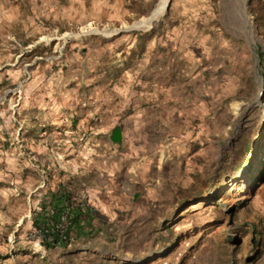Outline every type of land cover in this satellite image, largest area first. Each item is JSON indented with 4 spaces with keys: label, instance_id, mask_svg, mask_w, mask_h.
<instances>
[{
    "label": "rangeland",
    "instance_id": "obj_1",
    "mask_svg": "<svg viewBox=\"0 0 264 264\" xmlns=\"http://www.w3.org/2000/svg\"><path fill=\"white\" fill-rule=\"evenodd\" d=\"M158 1L0 0V264H264V0H245L252 45L237 0H170L130 30ZM124 152L148 153L116 178L135 189L41 247L45 188L78 199L106 180L98 153ZM80 154L94 165L63 174Z\"/></svg>",
    "mask_w": 264,
    "mask_h": 264
},
{
    "label": "crops",
    "instance_id": "obj_2",
    "mask_svg": "<svg viewBox=\"0 0 264 264\" xmlns=\"http://www.w3.org/2000/svg\"><path fill=\"white\" fill-rule=\"evenodd\" d=\"M128 140L126 136L122 137V141L119 143L121 146L125 144V142ZM117 146H119L117 144ZM72 154V153H71ZM133 154L135 155V159L133 160L131 157H133ZM148 153H98L97 157L95 159L100 164V169L102 170V173L105 174L106 180L102 181L101 183H97V187L94 188H85L84 194L79 196L78 199H75L76 205H79V207H83L87 209L91 213V218L94 219L96 217L95 214H97V211L94 210L95 207H99L101 211L104 212V214H107V216H110L109 208L112 206H116L119 201L124 200V196L128 191H131L132 189H135V185L128 183L124 179L116 180L119 174L123 175V177L130 176L133 172V168L131 166H128V161H132L131 165L135 166L137 163L142 162L143 158L147 156ZM75 158L72 157V155H66L62 159V165L60 170H62L63 174H69L71 176L74 168L76 166L78 170L84 172L89 168L88 166L94 165L93 159L90 157H87V155L80 154V159H77L76 162L74 161ZM137 161V162H135ZM78 162V164H76ZM80 166V167H79ZM60 173V172H59ZM61 185L66 188L67 191L73 195H77L73 192L71 189V186L65 184L63 181L57 180L56 183L52 187H46L45 191H43V195L38 201H45L47 193L54 192L57 190V186ZM72 198V197H71ZM82 198H85V201L82 200ZM73 199V198H72ZM80 203V204H79ZM75 205V204H73ZM93 209H92V207ZM37 207L33 211H37ZM95 211V212H94ZM118 212L116 211L115 214ZM100 217H102L101 214H99ZM112 216H114V213H112ZM106 218V217H104ZM31 219V218H30ZM91 219V220H92ZM85 221V220H84ZM31 224V222H30ZM93 227V225H92ZM84 232H86L87 228L83 229ZM93 231V229H92ZM85 238V237H81ZM80 238H76L73 240H78ZM67 247L61 248H53V249H65Z\"/></svg>",
    "mask_w": 264,
    "mask_h": 264
},
{
    "label": "trees",
    "instance_id": "obj_3",
    "mask_svg": "<svg viewBox=\"0 0 264 264\" xmlns=\"http://www.w3.org/2000/svg\"><path fill=\"white\" fill-rule=\"evenodd\" d=\"M255 20H258V15L256 12L252 11ZM262 81L264 82V64L261 68ZM263 102H264V88H263ZM260 166L264 165V152L259 156ZM45 201H39L37 205V211L31 212V227L42 234L43 229L47 228L49 224L51 227L59 221V216L62 211L68 209L67 218V229L66 234L69 238V242L72 239L87 237L92 233V226L90 225L91 213L79 205H72L71 194L66 190L65 187L58 185L57 190L54 192H48ZM85 220V221H84ZM50 227V228H51ZM84 228H87L84 232ZM52 229V228H51ZM47 236L50 238V242H47ZM40 246L45 250H49L55 247H66V243H60L58 237L54 232L48 235L43 234L42 240L40 241Z\"/></svg>",
    "mask_w": 264,
    "mask_h": 264
},
{
    "label": "bare ground",
    "instance_id": "obj_4",
    "mask_svg": "<svg viewBox=\"0 0 264 264\" xmlns=\"http://www.w3.org/2000/svg\"><path fill=\"white\" fill-rule=\"evenodd\" d=\"M167 2H168V0H159L156 7L154 8L152 13L150 14V16L146 19H143V20L135 23L131 29H133V30H148L150 27L155 25L163 16L165 9H166V6H167ZM236 8H237L236 9V16H237L236 26L239 29V31L243 34V36L247 40V42L250 45H252V39L250 36V29H249V27H250L249 23H251V22H249L247 14H246L247 12L245 9V0H237ZM112 32L113 31L105 30V31H102V34L109 36L112 34ZM82 36H83V34L72 36V38H76V37L80 38ZM76 39H78V38H76ZM253 54H254V57H256L254 51H253ZM233 106H234V108L237 109V105L233 104Z\"/></svg>",
    "mask_w": 264,
    "mask_h": 264
},
{
    "label": "built area",
    "instance_id": "obj_5",
    "mask_svg": "<svg viewBox=\"0 0 264 264\" xmlns=\"http://www.w3.org/2000/svg\"><path fill=\"white\" fill-rule=\"evenodd\" d=\"M82 200L85 201V198H82ZM71 202H72V205L78 204V203H76L75 199H72V198H71ZM67 212H68V209L65 208L59 216V221L55 225H53L52 227H51V224H49L47 228L43 229L42 234L40 232L36 231L39 243L42 240L43 234L48 235L51 232H54L57 235L58 241L60 243H66V244L69 243V238H68L69 234L67 236V234L65 233L66 229H67V225H68V223H67L68 213ZM50 241H51L50 238H48V236H47V242H50Z\"/></svg>",
    "mask_w": 264,
    "mask_h": 264
},
{
    "label": "water",
    "instance_id": "obj_6",
    "mask_svg": "<svg viewBox=\"0 0 264 264\" xmlns=\"http://www.w3.org/2000/svg\"><path fill=\"white\" fill-rule=\"evenodd\" d=\"M170 0H168L167 2V6H166V9L168 7V4H169ZM165 9V11H166ZM130 30H133V29H130ZM260 97L262 98L263 97V89H261L260 91ZM109 140L111 143L113 144H118L121 140V135H120V130L119 128H114L112 129L111 133H110V136H109Z\"/></svg>",
    "mask_w": 264,
    "mask_h": 264
}]
</instances>
